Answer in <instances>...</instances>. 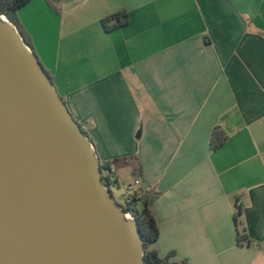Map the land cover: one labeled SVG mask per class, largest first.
Instances as JSON below:
<instances>
[{
    "label": "crops",
    "instance_id": "crops-1",
    "mask_svg": "<svg viewBox=\"0 0 264 264\" xmlns=\"http://www.w3.org/2000/svg\"><path fill=\"white\" fill-rule=\"evenodd\" d=\"M18 18L112 184L138 212L152 199L158 256L264 264V0H35Z\"/></svg>",
    "mask_w": 264,
    "mask_h": 264
},
{
    "label": "water",
    "instance_id": "water-1",
    "mask_svg": "<svg viewBox=\"0 0 264 264\" xmlns=\"http://www.w3.org/2000/svg\"><path fill=\"white\" fill-rule=\"evenodd\" d=\"M100 176L91 139L0 14V264H146Z\"/></svg>",
    "mask_w": 264,
    "mask_h": 264
},
{
    "label": "trees",
    "instance_id": "trees-1",
    "mask_svg": "<svg viewBox=\"0 0 264 264\" xmlns=\"http://www.w3.org/2000/svg\"><path fill=\"white\" fill-rule=\"evenodd\" d=\"M35 0H0V14L8 19L11 23L16 25L22 34L26 43L30 46L28 39L25 37L18 18V12L31 2ZM62 0H45L47 5L53 10H57V6ZM129 23V15L125 11H121L110 16L105 17L102 20V25L105 31L111 32L117 28L123 27ZM227 140V136L224 132L219 129H214L210 137V147L213 150H218L221 148ZM104 166H109L103 164ZM152 199H147L144 202V208L138 212L134 207V201L132 200L131 213L136 221L140 235L144 242V257L146 264H169L168 258L161 259L154 245L159 238V228L157 222L151 211ZM241 214L238 211V216ZM240 243V242H239Z\"/></svg>",
    "mask_w": 264,
    "mask_h": 264
},
{
    "label": "built area",
    "instance_id": "built-area-1",
    "mask_svg": "<svg viewBox=\"0 0 264 264\" xmlns=\"http://www.w3.org/2000/svg\"><path fill=\"white\" fill-rule=\"evenodd\" d=\"M116 174V170L115 168H113L112 166H104L103 164H101V180L103 182L104 185H106L109 189L110 186L112 185V180L115 177ZM139 182H136V185H138ZM124 205H120L125 211H126V215L130 218V219H134L131 213V208H132V198L130 196L124 195L123 196Z\"/></svg>",
    "mask_w": 264,
    "mask_h": 264
},
{
    "label": "rangeland",
    "instance_id": "rangeland-1",
    "mask_svg": "<svg viewBox=\"0 0 264 264\" xmlns=\"http://www.w3.org/2000/svg\"><path fill=\"white\" fill-rule=\"evenodd\" d=\"M110 190L115 198V200L120 204V205H124V199L123 196L126 194L128 188L127 186L124 187V185H121V187H117L116 185L112 184L110 186ZM138 209H140V206H138Z\"/></svg>",
    "mask_w": 264,
    "mask_h": 264
}]
</instances>
